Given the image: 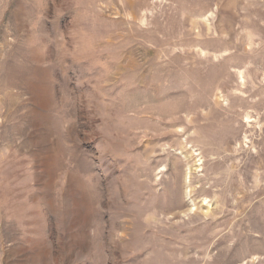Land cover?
Masks as SVG:
<instances>
[{
	"label": "rangeland",
	"instance_id": "obj_1",
	"mask_svg": "<svg viewBox=\"0 0 264 264\" xmlns=\"http://www.w3.org/2000/svg\"><path fill=\"white\" fill-rule=\"evenodd\" d=\"M0 264H264V0H0Z\"/></svg>",
	"mask_w": 264,
	"mask_h": 264
}]
</instances>
